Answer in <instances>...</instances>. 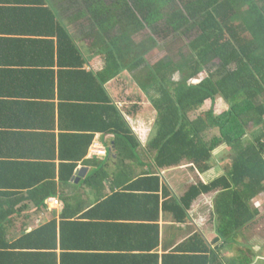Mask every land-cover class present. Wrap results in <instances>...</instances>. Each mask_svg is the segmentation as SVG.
<instances>
[{"label": "trees", "instance_id": "trees-1", "mask_svg": "<svg viewBox=\"0 0 264 264\" xmlns=\"http://www.w3.org/2000/svg\"><path fill=\"white\" fill-rule=\"evenodd\" d=\"M38 1L42 5L43 0ZM54 1L52 4L65 13L62 20L52 5L38 6V10L48 14L45 20L50 26H56L55 47H51L55 40L41 46L44 54L47 52L49 59L57 62V81L52 77L49 85L52 98L60 99L61 111L67 109L66 118L73 126L70 135L62 136V157L70 163L77 162L76 158L81 160L94 144L96 134L114 143L108 151L110 160L85 158L86 165H97L82 186L97 193L98 209L108 208L112 201H101L106 182H110L112 191L120 185L130 188L132 165L143 158L147 175L142 176L139 185L146 186L151 193L148 196L156 199L163 172L192 165L200 174L210 173V184L191 187L181 199L163 184L164 213L173 215L176 222L188 220V212L200 196L217 193L215 210L224 238L255 224L260 212L251 207V201L264 194V0H58L61 5ZM67 22L73 24L76 37L66 28ZM76 38L84 40L89 52L96 54L92 58L102 61L100 70L84 69L88 60ZM157 48L176 51L181 58L167 65L150 66L146 58ZM215 61L217 67L209 69ZM177 73L181 80L170 82ZM203 73L206 77L193 83ZM124 75L130 76L141 95L148 97L155 114L154 131L145 147L107 89ZM134 99L130 101L136 104ZM220 101L227 109L219 115L216 111ZM207 102H211L209 109ZM139 109L140 105H134L124 112L134 116L132 110L135 114ZM199 110L201 113L191 118ZM250 125L252 140L246 144L243 139ZM210 129H218L221 136L206 141ZM16 136L21 147L29 141L22 132ZM222 142L232 148V153L228 156L230 162L223 166L225 175L215 177L219 167L214 151ZM63 161L59 179L71 184L78 167ZM80 206V211L88 210ZM147 210L148 218L157 217L158 206L148 205ZM81 217L90 218V214ZM41 232L45 236L41 242L44 251L39 255L19 250L18 243L0 242V255L18 256L5 264H59L54 255L58 248L65 249L66 259L80 256L74 252L79 247L62 245V241L58 245L55 226L49 225ZM248 244L242 243L243 247ZM196 253L202 255L203 251L200 248ZM251 262L243 248L241 264Z\"/></svg>", "mask_w": 264, "mask_h": 264}, {"label": "crops", "instance_id": "crops-1", "mask_svg": "<svg viewBox=\"0 0 264 264\" xmlns=\"http://www.w3.org/2000/svg\"><path fill=\"white\" fill-rule=\"evenodd\" d=\"M37 1L13 0L9 3V0H0V242L18 243L19 250L39 255L44 251L41 242L45 239L41 230L52 225L56 227L58 245L62 241V245L79 247L74 252L81 256L66 259L65 249L58 248L54 255L59 264L65 261V264H241L243 248L252 258L251 264H258L264 244L259 240L262 236L254 233V222L224 238L215 210L217 193L200 196L188 212L185 223L176 222L173 215L164 213V185L173 196L181 199L191 187L211 183L210 173L200 174L192 165L160 174L161 186L156 199L148 196L151 193L146 186L139 185L144 179L142 176L147 175L146 161L142 158L139 164L132 165L130 188L120 185L112 191L110 182H106L101 201L110 198L112 201L108 208L98 209L97 193L82 186L97 165H86L85 158L110 160L108 151L114 143L111 138L96 134L94 144L81 160L76 158L77 162L70 163L67 157H62V136L72 133L73 126L66 118L64 110L67 109L61 111L60 99L52 98L49 85L52 77L57 81V62L51 61L41 46L47 40H55L51 46L55 47L56 26H50L49 20H45L48 14L38 10V6L54 5L53 0H43L42 5ZM54 2L61 5L58 0ZM55 9L62 20L65 17L62 8ZM72 25L67 22L65 26L76 37ZM76 40L79 47L85 49L88 64L84 69L87 72L100 70L102 61L92 58L96 54L89 52L84 40ZM113 86H107L110 95L145 147L154 131L155 121L151 123L155 119L154 112L148 113L150 106L141 103L140 95L134 97L135 90L125 91V95L120 89L117 95L111 91ZM121 98L126 102L139 99L134 101L141 109L135 114L132 110L134 116L128 115L124 112L126 102L122 103ZM19 125L25 128L20 130ZM79 125L83 127L82 123ZM18 132L29 138L23 147L17 141ZM63 160L65 165L78 167L71 184L59 179ZM142 164L144 170H141ZM219 168L215 177L225 175V169ZM63 175L67 173L63 171ZM263 195L252 199L251 207L255 210ZM113 196L118 198L113 199ZM80 205L88 210L80 211ZM148 205L158 206L157 217L148 218ZM83 213L90 214V218L81 217ZM243 238L249 240L246 247L242 245ZM200 248L203 253L197 255ZM11 257L18 256L0 255V264Z\"/></svg>", "mask_w": 264, "mask_h": 264}, {"label": "rangeland", "instance_id": "rangeland-1", "mask_svg": "<svg viewBox=\"0 0 264 264\" xmlns=\"http://www.w3.org/2000/svg\"><path fill=\"white\" fill-rule=\"evenodd\" d=\"M163 24V21L160 23ZM181 57L179 56V53L173 50H169V49H162V48H157L156 50L152 51L150 53V55L146 58V63L149 64L150 66L153 65H157L159 66L160 64H164L167 65L168 62H177ZM218 65V61H215L213 64L209 65V69H215ZM206 77V73H203L202 75H200L198 77V79L194 80L193 83H199L201 82L202 79H204ZM131 77L128 75H124L120 78V80L118 82H113L111 84H113V89L111 90L112 93H116L118 95V90L122 89L124 91H129L128 93H131L133 90H135V98H137L140 95V99H141V103H143L144 105H148V107L150 106V102L148 97L145 98L142 95L141 96V91L138 90V87L135 86L132 81L130 80ZM181 80V76L180 74H175L174 76H172V78L170 79V82L174 83V82H178ZM111 94V93H110ZM122 95V94H119ZM126 95V94H125ZM124 95V97H125ZM114 97L115 94H113ZM112 97V96H111ZM117 98V97H116ZM146 100V101H144ZM121 102L125 104L126 100L121 98ZM117 104V103H116ZM207 108L209 109V107L211 106V102H207ZM119 105V104H117ZM134 105H138L137 103H133V102H126V104L124 105V110L125 109H132V107H134ZM150 110H148V113L153 112L151 110V108L149 107ZM227 109L226 104L223 101H220L217 105V114H222L225 112V110ZM201 113V110L197 111L196 113L191 115V118H195L198 114ZM154 120L152 119L151 123ZM143 126V125H140ZM253 130V126H248L247 127V135L244 137L243 141L247 144L249 141L252 140V131ZM221 134L219 132L218 129H210L209 131L206 132V141H210L211 139H213V137H220ZM142 139H145V136L142 135ZM232 153V148L228 146V144L226 142H222L214 151V156H215V162L217 163L218 167L220 168H224V164L225 162H230L228 160V156ZM219 168V170H220ZM218 172V171H217ZM259 203L257 204L258 210L260 212L258 219L255 222V230L257 233L260 234L262 237L259 239L260 242H262L264 244V195L263 198L260 197ZM249 241V240H248ZM245 241V238H243L242 242H248ZM262 243L260 244V249L262 247ZM261 254L259 255V261L258 264H264V249L260 250Z\"/></svg>", "mask_w": 264, "mask_h": 264}]
</instances>
